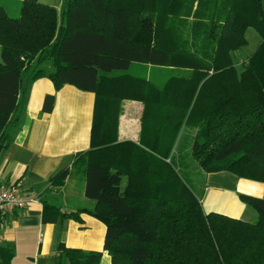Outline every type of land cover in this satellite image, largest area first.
<instances>
[{
	"label": "trees",
	"instance_id": "1",
	"mask_svg": "<svg viewBox=\"0 0 264 264\" xmlns=\"http://www.w3.org/2000/svg\"><path fill=\"white\" fill-rule=\"evenodd\" d=\"M18 1V18L0 7V151L27 83L49 63L56 90L71 85L98 98L90 149L72 166L95 202L88 212L105 226L110 264H264V198L238 195L255 222L205 213L189 176L191 159L206 174L264 184V0H65L61 19L52 4ZM247 29L260 41L237 68ZM131 63L184 74L158 86L125 73ZM125 100L142 104L137 143L117 141ZM53 104L46 96L43 110ZM182 130L193 132L187 155L174 153ZM41 202L44 223L78 218ZM57 251L58 264L100 263L99 252ZM13 256V247L0 249V264Z\"/></svg>",
	"mask_w": 264,
	"mask_h": 264
},
{
	"label": "crops",
	"instance_id": "2",
	"mask_svg": "<svg viewBox=\"0 0 264 264\" xmlns=\"http://www.w3.org/2000/svg\"><path fill=\"white\" fill-rule=\"evenodd\" d=\"M39 1L52 4L61 19L65 0ZM15 2L21 3L18 0ZM247 58L236 63L240 65ZM42 68L45 76L28 82L20 96L19 122L0 151V182H20L24 195L31 199L25 208L16 209L7 217L0 229V249L13 247L14 256L10 264H58L57 247L64 244L67 248L84 252H99V264H110L108 253L103 250L105 226L88 212L94 209L95 202L85 196L82 169L72 166L76 155L90 149L98 98L71 85L56 90L47 77L53 71L52 66L45 69L43 65ZM146 68L149 72L153 66L146 65ZM49 95L54 97V104L51 111L45 112L43 102ZM121 109L117 141L137 143L140 139L142 104L125 100L121 102ZM184 134L185 130H182L174 153H177ZM64 168H69L64 184L59 188L51 186L50 178ZM215 175L227 176L225 172L207 174ZM226 179L231 188L219 184L205 188L201 200L203 211L253 222L257 214H249V206L241 202L238 195L264 198V184L230 175ZM41 199L58 207L61 213L79 212L78 218H59L55 223H44Z\"/></svg>",
	"mask_w": 264,
	"mask_h": 264
},
{
	"label": "rangeland",
	"instance_id": "3",
	"mask_svg": "<svg viewBox=\"0 0 264 264\" xmlns=\"http://www.w3.org/2000/svg\"><path fill=\"white\" fill-rule=\"evenodd\" d=\"M42 1V0H41ZM62 1V0H61ZM59 3V2H57ZM20 5L21 3L15 2V0H0V7H3L6 9L8 16L10 18H18L19 17V10H20ZM58 16H59V11H58ZM246 33V38L248 45L246 47L241 48L239 51H237L234 54L235 61L239 63L242 61V58L245 59L248 56L252 54L254 49L256 48L258 41H259V36L258 34L253 30V29H247ZM1 61V59H0ZM49 63H45L44 67L47 69L49 67ZM240 65L237 66L239 68ZM123 73V72H120ZM125 73H129L135 76L139 77H144L150 79L153 83L156 85L162 86L166 80L171 77V76H180L183 75L184 72L181 69H169V68H162V69H157V68H152L149 72L146 68V65L141 64V63H131L128 70L125 71ZM193 135V132H188L185 131L184 138L182 141L179 142L177 146V152H183L185 155L188 154L190 151V143H191V136ZM192 162L190 164L189 168V176L190 179L193 183V188L196 193V195L199 196V198L202 200L203 194L205 192V188L208 186H212V184H219L222 186H225L227 188H231V185L229 184V181H226V177L234 176L230 173L225 172L227 176H222V175H215V176H207L206 173L201 171L195 164L193 160L190 159ZM236 179V176H234ZM229 184V185H228ZM210 199V198H209ZM248 213L256 215V212L253 208L248 207ZM225 215V214H222ZM227 216V215H225ZM229 217V216H228ZM256 218L253 219V222H255Z\"/></svg>",
	"mask_w": 264,
	"mask_h": 264
},
{
	"label": "built area",
	"instance_id": "4",
	"mask_svg": "<svg viewBox=\"0 0 264 264\" xmlns=\"http://www.w3.org/2000/svg\"><path fill=\"white\" fill-rule=\"evenodd\" d=\"M30 201L24 195L20 182H0V229L9 215L16 209L25 208Z\"/></svg>",
	"mask_w": 264,
	"mask_h": 264
}]
</instances>
